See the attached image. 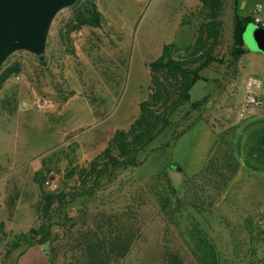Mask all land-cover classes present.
I'll return each mask as SVG.
<instances>
[{
  "label": "rangeland",
  "instance_id": "obj_1",
  "mask_svg": "<svg viewBox=\"0 0 264 264\" xmlns=\"http://www.w3.org/2000/svg\"><path fill=\"white\" fill-rule=\"evenodd\" d=\"M234 1L224 0L217 60L199 71L189 103L168 117V126L151 142L123 155L120 165L86 188L81 170L116 131H128L138 117L139 103L148 99L150 63L164 45L182 53L194 42L202 19L199 2L99 0L101 27H82L67 35L76 0L52 20L42 58L18 51L5 60L0 75L14 65L21 72L3 84L0 105L5 108L3 100L13 99L29 109L20 123L23 128L14 126V133L20 132L18 146L26 137L34 143L53 142L28 162L18 151L17 161L23 163L19 170L0 169V213L7 214L0 221V264H19L25 255V264H82L86 241L131 232L135 240L128 254L113 264H264V218L254 219L260 222L256 228L251 218L238 225L235 214L231 216L234 207L250 205L248 188L234 185L237 172L229 176L209 212L201 214L181 203L186 180L195 176L212 142L207 125L216 133L238 115L247 76L264 83V66L253 56L234 60L229 55ZM242 39L247 49L264 52V27L249 22ZM37 98L49 99L52 106L36 110ZM203 98L200 110L191 109V103ZM66 100H72L71 116L69 112L43 118V111L58 109L56 104ZM67 126L79 128L67 131ZM218 146L213 145L209 157ZM59 191L63 198L52 205L46 239L8 249L14 236L39 228L41 195Z\"/></svg>",
  "mask_w": 264,
  "mask_h": 264
},
{
  "label": "trees",
  "instance_id": "obj_2",
  "mask_svg": "<svg viewBox=\"0 0 264 264\" xmlns=\"http://www.w3.org/2000/svg\"><path fill=\"white\" fill-rule=\"evenodd\" d=\"M200 4L202 19L197 28L194 42L179 53L174 45H164L160 56L150 63V95L147 100L139 103V114L128 131H116L103 151L81 170L83 187L105 177L110 168L121 164V157L129 155L151 142L159 132L168 126V117L177 109L190 101V90L199 79V71L217 60L216 48L221 35V16L224 0H197ZM81 11L73 7L67 28V35L74 29L82 27L100 28L101 13L97 9L96 0H79ZM251 16L239 17L234 14L232 22L231 47L229 55L238 60L245 56L246 49L242 39L243 32ZM70 25V26H69ZM40 56L39 58H42ZM21 72L19 65L8 67L0 75V89L12 75ZM206 99L190 104L191 109L200 110ZM193 121L194 118H192ZM194 124V123H193ZM188 126V130L191 126ZM237 172L231 155L222 147L214 148L204 168L194 177L185 182L182 204L192 207L198 213H207L218 200L221 190L229 180V176ZM230 176V177H231ZM62 192H45L41 195L38 208L41 224L38 229L14 236L7 244L8 249L19 246L39 244L46 239L52 205L63 198ZM174 194L172 193L171 196ZM0 223V229L3 228ZM135 235L122 233L117 236L94 237L85 242V254L82 264H113L123 259L129 252ZM172 264H178L175 260Z\"/></svg>",
  "mask_w": 264,
  "mask_h": 264
},
{
  "label": "crops",
  "instance_id": "obj_3",
  "mask_svg": "<svg viewBox=\"0 0 264 264\" xmlns=\"http://www.w3.org/2000/svg\"><path fill=\"white\" fill-rule=\"evenodd\" d=\"M98 1L99 0H96V5ZM258 3L264 6V0H235L234 13L242 18L249 17L251 16V12L254 4H258ZM244 47L246 49V54H250L251 56H253L252 59H254L258 64L264 66L263 52H259L257 50H249L246 48L245 44ZM46 52L47 51H45V53ZM54 71L58 72L59 69L55 68ZM263 86L264 83H262L261 88L258 91V96L260 97V99H262L263 105L256 108L252 114L246 115L243 118H240L238 115L233 117L223 130L216 133L212 132L211 127L207 125V129L212 136V142L210 143L209 148L206 150L205 156L202 159L201 166L198 169H196V171L191 175V176L196 175L204 168V166L208 161L209 153L213 145L217 144L222 146L231 155L237 168L238 175L236 174L237 175L236 177L238 179L234 185H237L238 189L240 186H244V187L246 186L248 188V191L245 194H247L246 195L247 202L250 205H248L246 209L244 207L242 208L234 207V209H232L231 211L232 212L231 216L232 215L234 216L235 214L234 217L235 218L237 217L236 219H238L239 221L238 225L242 224L241 219L245 220L246 218L248 219L251 218L250 223L253 222L256 228H259L258 226L260 222L256 223L254 219L264 218V88ZM243 91H244V86H243ZM108 95H110V92H109V88L107 87L106 96ZM243 99L244 97L242 98V102L239 104L237 113L243 103ZM3 102H5L6 107L3 108L0 105V169L3 171L8 170L11 172L18 169V167L21 164H23L21 163V161H17V157L19 155L18 151L21 152V154L22 153L26 154L27 162H28L31 160L30 159L31 156L34 155L36 156L37 154L45 151L46 148L53 141L49 140L46 141L45 144H41L42 143L41 140H38L34 143V141H29L28 137H26V141H24V144L18 146L17 139L20 135V132L14 133V126H17L18 129L23 128L22 124L20 123L21 121H23V119L26 118L29 109L25 108L24 103L22 102L15 103L13 99L11 101L6 99V101L3 100ZM71 102L72 100H66L64 103L63 102L59 104L57 103L56 106L57 108L59 106V108L47 109L43 111V115H44L43 118H46L47 114L53 115L55 113L58 116H62V115H67L70 112V116H71V110L69 108ZM85 105L88 106L87 107L88 113L89 114L93 113V110H90L88 103H86ZM62 124L63 122H61V126ZM65 128L67 129V131H69L75 128L77 129L79 127L77 126L70 128L69 126H67ZM64 134L65 133H62L60 137L65 136ZM43 138H48V137L44 136ZM14 148H17V150H14ZM10 150L13 151L12 154H10ZM22 170L24 171L23 168ZM3 217H7V214L3 215L2 213H0V221H3L2 220ZM27 256L28 255L21 257L18 263L25 264V260Z\"/></svg>",
  "mask_w": 264,
  "mask_h": 264
},
{
  "label": "water",
  "instance_id": "obj_4",
  "mask_svg": "<svg viewBox=\"0 0 264 264\" xmlns=\"http://www.w3.org/2000/svg\"><path fill=\"white\" fill-rule=\"evenodd\" d=\"M75 4L76 0H0V67L18 51L43 55L52 20ZM81 9L78 4L76 11ZM54 89L60 91V85Z\"/></svg>",
  "mask_w": 264,
  "mask_h": 264
},
{
  "label": "built area",
  "instance_id": "obj_5",
  "mask_svg": "<svg viewBox=\"0 0 264 264\" xmlns=\"http://www.w3.org/2000/svg\"><path fill=\"white\" fill-rule=\"evenodd\" d=\"M251 18L254 24L264 27V6L262 4H254ZM261 85V80L258 77L253 75L247 76L244 84L243 103L238 111V116L240 118L252 114L256 108L263 105L262 99L258 96ZM51 106L52 102L47 98H37L33 101V107L36 110H43ZM55 186L56 185H51V188L53 189Z\"/></svg>",
  "mask_w": 264,
  "mask_h": 264
}]
</instances>
